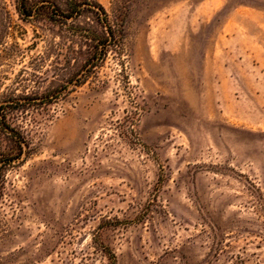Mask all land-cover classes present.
I'll return each mask as SVG.
<instances>
[{
    "label": "rangeland",
    "instance_id": "374dc122",
    "mask_svg": "<svg viewBox=\"0 0 264 264\" xmlns=\"http://www.w3.org/2000/svg\"><path fill=\"white\" fill-rule=\"evenodd\" d=\"M18 1L0 0V101L39 104L11 113L28 150L0 184V264H264V0H94L123 53L86 79L72 28L96 19Z\"/></svg>",
    "mask_w": 264,
    "mask_h": 264
},
{
    "label": "trees",
    "instance_id": "16d2710c",
    "mask_svg": "<svg viewBox=\"0 0 264 264\" xmlns=\"http://www.w3.org/2000/svg\"><path fill=\"white\" fill-rule=\"evenodd\" d=\"M21 15L30 17L43 13L51 22L57 19L76 21L82 17L95 18L97 30L75 27L77 33L85 42L91 44L93 54L81 68L84 79L91 70L96 68L95 60L105 58L111 50L123 53L124 30L121 23L112 27L103 7L94 0H19L17 5ZM73 25H71L72 27ZM79 83H81L79 81ZM1 100V99H0ZM0 101V141H10V147L0 148V184L5 171L18 163L22 155L28 150V144L20 127L13 124L12 112L25 113L32 106H37V97L5 98ZM115 264V263H112Z\"/></svg>",
    "mask_w": 264,
    "mask_h": 264
},
{
    "label": "crops",
    "instance_id": "0c3cea01",
    "mask_svg": "<svg viewBox=\"0 0 264 264\" xmlns=\"http://www.w3.org/2000/svg\"><path fill=\"white\" fill-rule=\"evenodd\" d=\"M222 12H224V6H225V4H224V0H222ZM235 13L236 14H238L239 16H245V14H247L245 11H240V10H238V11H235ZM228 23H227V30L230 32V29H231V23H230V21L228 20L227 21ZM242 24H243V22L242 21H238V22H236V23H234L233 25H232V28L235 30V29H237L238 30V32L239 33H241V30L245 27L244 25L242 26ZM229 41H228V44L226 45V44H222V56H223V60H222V67H223V70L225 71V74L223 75V78H222V81L223 82H228V80H229V77H228V74H229ZM224 56H225V59H224ZM226 66H227V68H226Z\"/></svg>",
    "mask_w": 264,
    "mask_h": 264
}]
</instances>
